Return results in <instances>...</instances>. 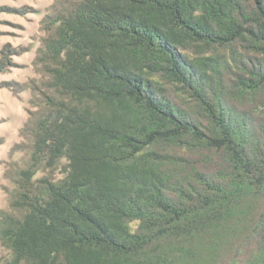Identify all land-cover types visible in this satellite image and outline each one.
<instances>
[{
    "label": "trees",
    "instance_id": "1",
    "mask_svg": "<svg viewBox=\"0 0 264 264\" xmlns=\"http://www.w3.org/2000/svg\"><path fill=\"white\" fill-rule=\"evenodd\" d=\"M42 29L5 85V264H264V0H55Z\"/></svg>",
    "mask_w": 264,
    "mask_h": 264
},
{
    "label": "rangeland",
    "instance_id": "2",
    "mask_svg": "<svg viewBox=\"0 0 264 264\" xmlns=\"http://www.w3.org/2000/svg\"><path fill=\"white\" fill-rule=\"evenodd\" d=\"M54 1L0 0V52L8 45L13 64L0 72V212L11 210L9 193L15 188L17 171L27 161L24 150L16 145L24 141L20 130L27 119L26 108L30 107L31 98L29 90L14 95L5 85L8 81L26 83L38 76L33 60L45 36L42 19ZM9 257V249L0 241V264H5Z\"/></svg>",
    "mask_w": 264,
    "mask_h": 264
}]
</instances>
